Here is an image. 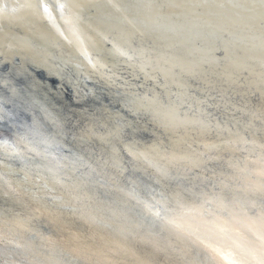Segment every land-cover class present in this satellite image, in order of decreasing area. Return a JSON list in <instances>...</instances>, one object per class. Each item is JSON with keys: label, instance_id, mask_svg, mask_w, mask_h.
<instances>
[{"label": "bare ground", "instance_id": "obj_1", "mask_svg": "<svg viewBox=\"0 0 264 264\" xmlns=\"http://www.w3.org/2000/svg\"><path fill=\"white\" fill-rule=\"evenodd\" d=\"M221 253L264 258V0H0V264Z\"/></svg>", "mask_w": 264, "mask_h": 264}, {"label": "snow or ice", "instance_id": "obj_2", "mask_svg": "<svg viewBox=\"0 0 264 264\" xmlns=\"http://www.w3.org/2000/svg\"><path fill=\"white\" fill-rule=\"evenodd\" d=\"M61 8H63V5H60ZM45 10L47 11V6L45 5ZM225 260L228 261V264H238V262L230 257L227 253H221ZM259 264H264V258H262L259 262Z\"/></svg>", "mask_w": 264, "mask_h": 264}]
</instances>
